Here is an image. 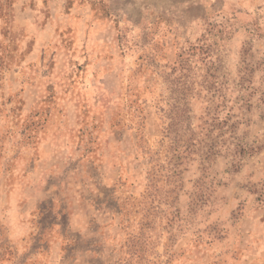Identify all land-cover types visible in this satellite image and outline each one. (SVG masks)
Masks as SVG:
<instances>
[{
  "label": "clouds",
  "instance_id": "obj_1",
  "mask_svg": "<svg viewBox=\"0 0 264 264\" xmlns=\"http://www.w3.org/2000/svg\"><path fill=\"white\" fill-rule=\"evenodd\" d=\"M0 264H264V0H0Z\"/></svg>",
  "mask_w": 264,
  "mask_h": 264
}]
</instances>
